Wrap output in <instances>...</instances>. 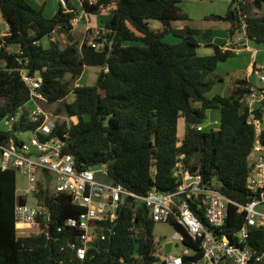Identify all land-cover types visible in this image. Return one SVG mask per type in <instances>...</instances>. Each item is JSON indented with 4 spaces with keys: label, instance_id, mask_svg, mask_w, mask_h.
Here are the masks:
<instances>
[{
    "label": "trees",
    "instance_id": "trees-1",
    "mask_svg": "<svg viewBox=\"0 0 264 264\" xmlns=\"http://www.w3.org/2000/svg\"><path fill=\"white\" fill-rule=\"evenodd\" d=\"M66 2L72 12L59 7L47 18L27 0H0L8 31L0 37V120L20 112L11 131H0V141L11 138L18 143L19 134L35 130L41 122L28 118L29 89L20 75L23 68L28 75L41 76L37 91L46 102H62L65 117L74 119L57 121L50 137L65 139L64 151L78 168L106 165L109 182L143 197L153 187L159 192L177 189L179 180L172 172L183 155L185 168L199 173L232 202L245 204L255 131L247 123L248 110L242 101L253 86L246 78H229L226 96H205L224 81L216 69L235 57V52L206 44L211 32L205 31L202 42L212 52L201 55L195 39L198 30L186 25L172 28V21H190L180 8L182 0L81 1L80 8L87 15L109 9V18L100 30L106 38L104 44L89 29L82 40L75 39L70 22L77 12L72 2ZM263 4L264 0H231L225 15L205 16L204 20L227 24L228 39L241 34L257 45L264 44V15L259 13ZM151 20L158 21L160 28L151 29ZM53 32L57 38L61 36L63 44L58 39L49 41ZM168 36L177 41L166 42ZM43 39L46 46L41 45ZM7 47L18 53L7 52ZM87 67L101 69L95 83L77 84ZM256 71L264 74V68ZM69 95L72 100L64 102ZM213 109L220 111L219 127L206 130V113ZM262 110L264 101L254 111L259 119ZM180 122L182 134L178 133ZM197 125L203 129L197 131ZM259 140L264 143V129ZM15 174L0 171V264H153L158 259L152 235L155 223L132 198L118 209L111 225L99 227L101 234L93 239L83 260L68 247L76 243L78 232L64 225L83 209L72 205L69 196L50 195L40 183L34 196L49 210V219L45 225L38 219L42 233L18 235L14 207L17 201L26 200L16 194ZM191 208L203 219L202 210ZM243 223V215L229 205L223 233L230 237ZM169 224L184 235L183 245L191 252L182 257L183 264L197 263L202 254L198 243L175 221ZM246 245L258 254L264 252V228H248Z\"/></svg>",
    "mask_w": 264,
    "mask_h": 264
},
{
    "label": "built area",
    "instance_id": "built-area-1",
    "mask_svg": "<svg viewBox=\"0 0 264 264\" xmlns=\"http://www.w3.org/2000/svg\"><path fill=\"white\" fill-rule=\"evenodd\" d=\"M57 3L63 12H72L66 0H57ZM77 23L78 18H75L71 20L70 25L74 28ZM92 34L94 39L101 40L103 44L106 42L100 30ZM49 41L57 42L55 32L50 35ZM90 46L97 48L95 42H91ZM6 51L18 53V50L12 47H7ZM20 75L29 89V100L25 105L28 107V118L34 122L40 118L41 122L35 130L26 132L32 137L20 138L18 143L11 138L0 141V171L13 170L24 176L28 189L23 194L30 192L34 195L36 186L40 183L50 195L69 196L72 205L83 209L76 218H68L64 223L78 232L76 243H69L68 247L79 260L84 259L88 249L92 247L93 239L100 236L99 227L102 224L111 225L116 220L118 209L127 199L132 198L144 205L145 216L152 222L169 224L170 221H175L192 241L198 243L202 254L200 260L194 264H264V252L258 254L246 245L248 228H264V143L259 140V135L264 129V110L261 111L262 119L257 118L254 113L264 101L263 73L259 74V82L262 85L252 90L242 101L248 110L247 123L252 125L255 131L245 184L249 200L245 204L232 202L218 189L206 183L199 173L185 168L182 163L183 155L179 156L172 172V176L179 180V185L173 192H159L153 187L141 197L120 185L97 180L96 173L106 175V165L80 169L76 166L74 158L65 153V139L50 137L55 129L57 116L45 112L38 104L47 103L37 91L42 84L41 76L28 75L27 70L23 68L20 69ZM19 117L20 112L14 117L0 120L3 124L0 131H11ZM194 128L197 131L203 129L201 125ZM23 134H19L18 138ZM20 196L24 198V195ZM36 202L34 206L27 205L26 201L16 202L14 226L18 235L23 232L34 235L43 232L38 219L43 220L45 225L49 219V210L37 199ZM191 205L195 207V211L202 210L203 219L194 212ZM229 205L235 206L244 219L243 225L233 231L230 237L223 233ZM173 240L182 245L181 253H168L161 258L156 254L158 259L153 264H183L182 257L191 253L183 245L185 237L174 229Z\"/></svg>",
    "mask_w": 264,
    "mask_h": 264
},
{
    "label": "rangeland",
    "instance_id": "rangeland-1",
    "mask_svg": "<svg viewBox=\"0 0 264 264\" xmlns=\"http://www.w3.org/2000/svg\"><path fill=\"white\" fill-rule=\"evenodd\" d=\"M228 0H182V3L180 4L181 10L187 14L190 21H172L171 26L174 29H182L185 25L191 27L194 30H198L199 33L195 35V39L201 43L202 42V33L206 30H226V27L228 28L227 24L212 21V20H204L205 16L210 15H220L223 16L227 12L228 9ZM78 17L82 14L80 13V9H76ZM80 16V17H81ZM83 22L79 21L77 28L72 31L73 36L76 40L80 41L82 40V32H81V26ZM149 27L153 30H157L160 28V23L155 20L149 21ZM1 30H3V26L1 27ZM241 34H236L237 37H239ZM166 42H175L177 39L172 36H168L165 40ZM226 41V40H225ZM46 44V40H43L41 45ZM42 45V46H43ZM204 45V44H203ZM223 47V45L221 46ZM202 49L198 51V53L201 52ZM101 69L98 67H87L84 69L81 77L79 78L77 84L82 86H91L95 83L97 74L99 73ZM218 76L222 77L224 81L216 83L211 91H209L205 96L207 98H211L214 95H219L221 92V88L223 89L224 84L228 85V88L230 86L228 71H225L222 69H216L215 72ZM241 75V74H239ZM231 77V76H230ZM258 83L259 86L262 85L261 82H259V76H258ZM255 88H253L254 90ZM72 100V96L69 95L64 102H70ZM38 104L41 106V108L47 112V113H53L56 115L57 119L56 121L63 122L66 121L67 123L74 122V119H67L63 113V103L62 102H55V103H43L38 102ZM61 109L59 113L56 114L57 109ZM216 114V118L214 122L209 121V114ZM264 122V118H263ZM212 123V124H211ZM219 123V111L216 109L209 110L206 113V120L204 125L206 126V130H216ZM0 127L3 128V124L0 123ZM182 122L179 123L180 130L178 131L179 134L182 133ZM32 137L29 133H25L22 135V138L26 139ZM95 178L103 183H108V178L103 173H96ZM15 188H16V194L17 195H24V198L26 200L27 205L34 206L36 205V199L34 195L30 192H27L26 194H23L24 191L28 189V184L26 182V179L24 176H22L19 172H16L15 174ZM23 233H20L21 235H25ZM152 235L154 237V241L156 243V252L158 257H162L168 253H171L173 255H179L182 251V245L173 240L174 235V229L172 226L168 223H155ZM124 264V263H123Z\"/></svg>",
    "mask_w": 264,
    "mask_h": 264
},
{
    "label": "crops",
    "instance_id": "crops-1",
    "mask_svg": "<svg viewBox=\"0 0 264 264\" xmlns=\"http://www.w3.org/2000/svg\"><path fill=\"white\" fill-rule=\"evenodd\" d=\"M69 1L72 2V4L75 6L76 9L79 8L81 11L80 13L82 14V16L80 15L81 17L80 16L78 17L77 15V18H78V23L79 21L83 22L81 26L82 39L84 37L86 30L89 29L93 33L94 31L102 30L104 28L105 21H107L109 18L108 16L109 9H104L99 15H87L80 8L81 1L83 0H69ZM86 1H88L89 3H92V2H95L96 0H86ZM230 1L231 0H228L229 2L228 4H230ZM27 2L34 9L41 10L43 15L47 18L54 16L55 13L59 9L57 0H27ZM259 13L260 15H264V4L262 5ZM77 25L73 28V31L75 28H77ZM0 26L1 27L3 26V30H1L0 28V36L7 35L6 33L7 26L2 17L1 12H0ZM227 29L228 28L226 27L225 31L223 30L217 31L214 29L206 30V31L211 32L210 36L205 42L206 44H215L218 46L223 45V47H221L223 51L229 49L235 52V57L229 59L225 63L219 64L217 69H220L222 67V69L229 72L227 76L232 79L239 78V77L246 78L252 84L253 88H257L259 86L258 76L260 72L256 71V69L264 68V44L257 45L254 41L245 39L242 35H240L239 37L235 35L231 39H228ZM57 39L58 41L62 42V44L64 43L61 36L60 37L58 36ZM203 44L204 43L199 42L198 51L202 49L201 51L202 53H199V54L201 55L211 54L212 52L211 49L206 48ZM43 46H46V44ZM228 89H229L228 85L224 84V87L223 89L221 88V91H220L221 93L219 95L226 96L228 93ZM219 114H220V111H219ZM215 118H216V114L214 113L209 114L210 122H214ZM203 127L204 129H206L205 125H203ZM218 127H219V123H218ZM178 130H180V128H178ZM181 130L183 133V127Z\"/></svg>",
    "mask_w": 264,
    "mask_h": 264
},
{
    "label": "water",
    "instance_id": "water-1",
    "mask_svg": "<svg viewBox=\"0 0 264 264\" xmlns=\"http://www.w3.org/2000/svg\"><path fill=\"white\" fill-rule=\"evenodd\" d=\"M140 207H141L142 212L145 214L146 210H145V208H144V205L141 204Z\"/></svg>",
    "mask_w": 264,
    "mask_h": 264
}]
</instances>
